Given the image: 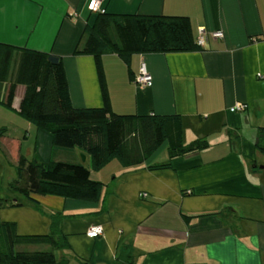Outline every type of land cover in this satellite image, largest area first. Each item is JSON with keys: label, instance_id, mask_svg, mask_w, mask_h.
Instances as JSON below:
<instances>
[{"label": "crops", "instance_id": "obj_1", "mask_svg": "<svg viewBox=\"0 0 264 264\" xmlns=\"http://www.w3.org/2000/svg\"><path fill=\"white\" fill-rule=\"evenodd\" d=\"M87 3L0 0V42L61 56L76 108L102 106L104 91L113 112L178 114L184 142L205 138L209 145L174 158L161 146L129 167L117 160L97 171L87 166L104 184L98 202L32 195L35 202L1 208L0 221L15 223L18 235L37 236L59 216L69 248L58 252L67 264H114L125 244L134 264H264V143L256 146L264 130V0H102L108 14L186 16L194 38L199 27L208 36L199 49L135 53L128 64L104 54L98 67L92 55L74 53L94 16ZM217 30L221 38L211 36ZM143 61L152 81L140 88L134 76ZM23 93L17 85L14 110ZM237 103L246 108L231 111ZM18 119L13 126L0 118V165L15 170L21 154L43 163L53 156L80 161L78 149L54 155L50 134ZM1 178L0 195L14 177ZM93 224L102 226L98 238L85 235Z\"/></svg>", "mask_w": 264, "mask_h": 264}, {"label": "trees", "instance_id": "obj_2", "mask_svg": "<svg viewBox=\"0 0 264 264\" xmlns=\"http://www.w3.org/2000/svg\"><path fill=\"white\" fill-rule=\"evenodd\" d=\"M91 13L93 19L85 25L74 53L92 55L97 67L104 54H116L128 64L135 53L201 48L186 16ZM17 85L24 86V93L18 109L14 110ZM102 93V106L76 108L70 100L61 56L0 42V104L47 131L54 155L58 149H78L89 156L90 169L97 171L112 160L123 167L140 164L164 144L170 158L200 151L209 145L205 138L184 142L178 114H118L110 109L106 94ZM4 131L1 127L0 137ZM263 131L258 130L256 146L259 148L264 143ZM90 169L81 160H57L53 156L43 163L21 154L15 165V176L6 185L7 192L0 195V209L19 206L24 201L35 202L32 195L98 202L104 184L90 176ZM59 219L52 216L49 232L37 236L18 235L15 223L0 221V264H67L65 256L55 254L69 248L60 231ZM27 242L47 243L51 249L16 248ZM131 250L130 245H122L114 264H134Z\"/></svg>", "mask_w": 264, "mask_h": 264}, {"label": "built area", "instance_id": "obj_3", "mask_svg": "<svg viewBox=\"0 0 264 264\" xmlns=\"http://www.w3.org/2000/svg\"><path fill=\"white\" fill-rule=\"evenodd\" d=\"M87 8L90 12L94 13H104V8L102 6V0H88ZM207 32L204 28H198V34L196 37V44L200 47H203L207 40ZM213 38H221L223 36V32L221 30H217L211 33ZM152 81V76L147 70V67L144 62H141L138 68L137 73L134 76V83L140 88H144L148 86ZM246 108L245 104L237 103L234 106L230 107L231 111H243ZM141 196L145 197L146 194L142 193ZM103 229L101 225L93 224L90 225L85 235L88 238H98L102 235Z\"/></svg>", "mask_w": 264, "mask_h": 264}, {"label": "rangeland", "instance_id": "obj_4", "mask_svg": "<svg viewBox=\"0 0 264 264\" xmlns=\"http://www.w3.org/2000/svg\"><path fill=\"white\" fill-rule=\"evenodd\" d=\"M0 106H3V105H1L0 104ZM0 108H3V107H0ZM5 108V107H4ZM1 110H3V109H1ZM4 115H7V116H4ZM0 118L4 121V122H6L7 124H9V125H13V126H18L19 125V115H16L15 113H10V112H7V111H5V110H3V111H1L0 112ZM1 123V122H0ZM20 130H22V132L24 131V128H23V126L21 127V129ZM42 145V144H41ZM166 147V145L164 144L163 146H162V148H165ZM0 157H1V155H0ZM79 159L81 160V157L79 156ZM116 162V161H115ZM261 163H264V162H261ZM84 164L86 165V166H90V162H89V160L88 161H85L84 162ZM258 164V163H257ZM14 175H15V170H14V167L13 166H11V165H9V164H7V165H0V176L2 177L1 178V180H3L4 181V179L7 181L8 179H10V178H12V177H14ZM25 246V247H24ZM16 248L19 250V249H27V250H32V249H35L33 246H29V244L28 243H24V244H19V245H17L16 246ZM41 248V250H47V249H49V246H45V245H43V246H41L40 247ZM55 254H56V256L57 257H60V252H58V251H55Z\"/></svg>", "mask_w": 264, "mask_h": 264}, {"label": "water", "instance_id": "obj_5", "mask_svg": "<svg viewBox=\"0 0 264 264\" xmlns=\"http://www.w3.org/2000/svg\"><path fill=\"white\" fill-rule=\"evenodd\" d=\"M79 156L81 157V162H85L86 155L84 153H80Z\"/></svg>", "mask_w": 264, "mask_h": 264}, {"label": "bare ground", "instance_id": "obj_6", "mask_svg": "<svg viewBox=\"0 0 264 264\" xmlns=\"http://www.w3.org/2000/svg\"><path fill=\"white\" fill-rule=\"evenodd\" d=\"M144 62V61H143Z\"/></svg>", "mask_w": 264, "mask_h": 264}]
</instances>
